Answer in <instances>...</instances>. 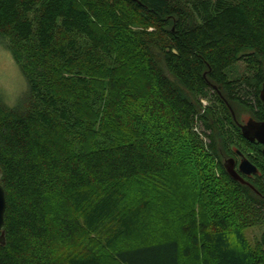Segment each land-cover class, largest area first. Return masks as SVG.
<instances>
[{"label": "trees", "instance_id": "1", "mask_svg": "<svg viewBox=\"0 0 264 264\" xmlns=\"http://www.w3.org/2000/svg\"><path fill=\"white\" fill-rule=\"evenodd\" d=\"M0 42L28 89L0 101V264H264V0H0Z\"/></svg>", "mask_w": 264, "mask_h": 264}, {"label": "rangeland", "instance_id": "2", "mask_svg": "<svg viewBox=\"0 0 264 264\" xmlns=\"http://www.w3.org/2000/svg\"><path fill=\"white\" fill-rule=\"evenodd\" d=\"M112 24L114 23L118 27H121L124 25L121 21H110ZM111 24V25H112ZM132 29L135 31L140 30L141 28L138 27L137 25H131ZM122 28V27H121ZM123 30L115 28L117 30V35L121 40H131L132 37L134 36V33H132L130 30L129 31H124ZM124 32V34H123ZM244 66L240 63L239 65V71L241 72L243 70ZM232 69V68H231ZM230 70H228V74L231 75ZM27 82L26 79L23 75L22 70L20 69L18 63L16 62L15 58L13 57L12 53L10 50L4 45L2 42H0V101L6 106V107H13L16 104H18L20 101L23 100L25 95L27 94ZM252 98V97H249ZM130 104H134L135 108H133V115L135 114L137 117L138 114V107L136 103L138 102V98H136L134 95L129 98ZM253 100V99H251ZM204 104H207L206 100H203ZM128 102V101H127ZM128 102V105H129ZM140 103V102H139ZM124 106L122 105L120 107L121 110L124 108H128L129 106ZM140 105V104H139ZM141 108H142V103H141ZM125 114L128 112H131V107H129L128 111L123 110ZM122 115H125V114ZM128 115V114H127ZM121 116V115H120ZM252 117V113L248 110L242 109L240 112V120L242 123L247 122V120ZM194 130L200 135L202 139L206 142L207 138L205 137L204 133L202 132L203 128L201 123H197L196 126L194 127ZM136 190V189H135ZM64 197V196H63ZM64 200V199H63ZM56 205L53 203L51 205L52 207H55ZM161 209L159 208V211ZM162 213V211H161ZM66 218V217H64ZM63 218V219H64ZM62 219V220H63ZM61 222V220H60ZM53 224V232H52V238L56 240L58 237H62L61 241L59 242V246L61 248L64 246V244L68 245L69 243L74 244L76 243V239L78 240L80 236V231L78 230H69V228H65L61 225V223L58 222V218L54 219ZM57 226L58 229L55 228ZM155 230V227L150 228V234H148L149 238L151 239L153 237L152 231ZM262 231V226H247L243 229V234L249 241L251 247H255L257 240L259 239V236ZM67 234V236H66ZM38 248V247H37ZM37 251H41L40 248H38ZM255 264H259V259L256 257Z\"/></svg>", "mask_w": 264, "mask_h": 264}, {"label": "water", "instance_id": "3", "mask_svg": "<svg viewBox=\"0 0 264 264\" xmlns=\"http://www.w3.org/2000/svg\"><path fill=\"white\" fill-rule=\"evenodd\" d=\"M260 99L264 106V83L260 91ZM234 118H236L235 112L232 109ZM240 128L245 138L251 142L257 141L258 143L264 145V120H256L250 117L247 122L241 123ZM264 153V148H263ZM225 167L227 168L229 174L236 180L241 182H247L241 173L245 175H252L258 172V168L246 157H242L239 164V169L237 170L235 166V159L229 158L225 162ZM2 169L0 168V244H6V233H5V210H6V193L3 184L1 183Z\"/></svg>", "mask_w": 264, "mask_h": 264}, {"label": "flooded vegetation", "instance_id": "4", "mask_svg": "<svg viewBox=\"0 0 264 264\" xmlns=\"http://www.w3.org/2000/svg\"><path fill=\"white\" fill-rule=\"evenodd\" d=\"M263 148H264V145H263ZM241 160H242V157H240L239 158V160H238V163H236V168H237V170L239 169V164H240V162H241ZM241 174H243V173H241ZM244 175V174H243ZM247 176V175H246ZM250 176H252V175H249L248 177H250Z\"/></svg>", "mask_w": 264, "mask_h": 264}]
</instances>
